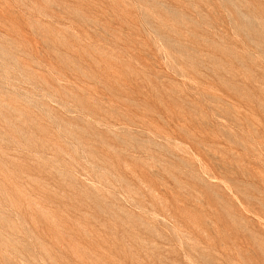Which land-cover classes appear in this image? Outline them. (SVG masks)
Listing matches in <instances>:
<instances>
[{"label":"rangeland","instance_id":"1","mask_svg":"<svg viewBox=\"0 0 264 264\" xmlns=\"http://www.w3.org/2000/svg\"><path fill=\"white\" fill-rule=\"evenodd\" d=\"M0 264H264V0H0Z\"/></svg>","mask_w":264,"mask_h":264}]
</instances>
